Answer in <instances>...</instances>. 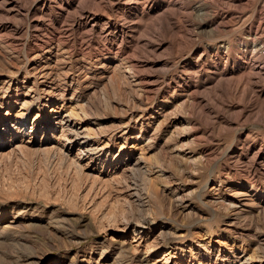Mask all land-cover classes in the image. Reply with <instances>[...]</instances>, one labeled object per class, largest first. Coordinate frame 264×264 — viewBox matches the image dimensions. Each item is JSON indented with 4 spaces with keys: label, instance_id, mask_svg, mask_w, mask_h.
Here are the masks:
<instances>
[{
    "label": "rangeland",
    "instance_id": "rangeland-1",
    "mask_svg": "<svg viewBox=\"0 0 264 264\" xmlns=\"http://www.w3.org/2000/svg\"><path fill=\"white\" fill-rule=\"evenodd\" d=\"M255 5L0 0V117L14 119L23 110L33 122L52 106L76 107L110 158L143 146L136 153L146 154L157 194L151 232H144L167 228L162 219L184 234L198 222L181 241L154 249L148 264L191 261V246L196 253L211 227L215 258L234 250L264 256V193L252 189L264 191V81L238 67L235 49L221 47L243 41L251 27L256 32ZM212 19L228 25L201 28ZM119 61L137 68L128 83L114 80ZM28 135L0 140V264H27L31 255L33 264H141L146 249L133 254L134 226L120 225L138 217L136 209L125 211L122 198L127 183L143 190L141 174L102 167L85 154L86 169L78 172L70 164L78 147L62 158L49 149L56 144L52 133ZM18 144L24 147L13 150ZM213 189L219 193L210 195Z\"/></svg>",
    "mask_w": 264,
    "mask_h": 264
},
{
    "label": "bare ground",
    "instance_id": "bare-ground-1",
    "mask_svg": "<svg viewBox=\"0 0 264 264\" xmlns=\"http://www.w3.org/2000/svg\"><path fill=\"white\" fill-rule=\"evenodd\" d=\"M89 1L91 2V0ZM234 1L237 4L241 0H234ZM254 1H256L257 5L259 3L258 9L260 8L259 11H260V16H261L260 18L261 21H260L259 28L256 30V32H254L255 29L251 27L249 28V30H247L246 37L244 38L243 41L235 45L229 44V45H224L221 47L223 48L226 47L227 50L235 49V51L238 52V55L235 56L234 62L238 65V67L243 69L245 73H247L251 77V79L264 81V38L261 37L263 35L260 36V33H259L260 32L259 29L264 28V0H254ZM257 5H255L256 8H257ZM256 11H255V14H256ZM227 25L228 24L226 23L225 20H221V22L217 25V21L215 19H212L210 21H206L202 23L201 28L206 29V30L208 28L209 29L213 28L216 31H219L223 26H227ZM219 48L216 47V50L218 51L217 52L218 58L219 60H222L223 56ZM136 69L137 68L135 64L133 65V63L131 62H126V63L123 62L122 64L120 62V64L116 65V67L114 68L115 72L117 73L116 76H113V77H116L114 80H117L116 81L117 83H119L122 80H125L126 83H128L129 78L132 77L133 79L134 77H136V73H137ZM42 73H44L42 74V77L47 76V73H45V71ZM115 89H118V88L115 87ZM165 108L166 110L168 109L167 104L162 106V110H165ZM81 111L83 112V110ZM25 112L26 111L21 110L15 116L14 119L10 118L9 114L6 115L5 117H0V140L1 141L4 140L6 142L7 139L10 138L11 139L10 141L13 142L14 139L19 136V134H24V132L25 134H29V135H33L34 133L35 134L37 133L38 135H43L46 137L48 134L52 133L55 136V142L57 145L56 144L52 145V147L49 149H54L56 151L58 149V151L60 152L59 154L62 156V158L69 157L68 153H70L71 149L76 148V147L79 148L78 155L75 158H72L70 160L71 166L74 169H76L78 172L85 171L86 165L83 164L82 158H85L87 156L88 159L92 161L94 159H99L98 160L100 162L99 165L100 166L102 165V167L107 165L109 167L117 169V167L121 165L120 170H122L123 173H129L130 175L141 174L142 180H143L142 181L143 190H140L136 182H133L131 184L127 183L128 184L127 188L129 189V191H128L127 196L124 199L122 198V205L124 206L125 211L132 212L134 211V209H136L135 211L138 212V217L135 220L126 219L124 223L121 222L120 224L122 226V230L129 228L130 225L134 226V228L132 229L131 236H133V240H134L133 242H137V243L131 244V249L133 251V254L135 256L141 254L142 247H145L146 249L145 258H144V253H143V256L142 255L140 256L141 264H144V263L148 264L150 262V257H151L150 253H152L154 249L155 250L162 249L163 246H165L169 242V240H172V239L181 241V239L187 236L189 229L193 228L194 226H197L196 224H198V222L195 224L189 225V227L187 226L188 229L186 233L184 234L183 232L180 231L182 229L180 228V226H178L179 224L175 225L174 221H171V220L165 221L162 219V221H164L163 223L168 224V227L167 228L160 227L156 235L155 234L152 235L150 233L151 224H150L149 219L151 218L150 214L153 212L151 210L152 209L151 203H152V199L157 198V194L156 192L152 190V187L150 185L152 182V179L150 177L152 173V169L149 167V165H145L146 163H148L146 159V154L144 155L143 154L144 152L136 153L137 150L143 146L133 147L130 151L127 152L126 155H117V156L115 155L116 157L112 159L110 158V156L107 155L108 153H106V149L104 147L105 145L101 146L100 144H98V141H96L97 137H95L94 134L91 132V129L85 125V121L83 119V116L85 115L82 116V114L79 112V110L76 107H73L71 111H62L60 107L52 106V109L49 111L48 115L44 116V118L40 120H38V117L40 118V116H37L36 118L37 120L35 119L33 122L30 121L29 115ZM181 122H184V121H181ZM28 123L30 124L29 126H27ZM17 132H19V134H17ZM60 140H63L65 144L63 143L64 144L63 145ZM5 142L3 143L4 144L3 147L6 145ZM22 144L16 145L15 149L13 150H16V149L19 150V148L24 147V145ZM41 148H42V145H41ZM122 148L119 150L120 154L123 151ZM49 149H46V150H49ZM42 150H45V149H42ZM84 154H85V157H84ZM214 189L218 190L215 187ZM214 189L211 191L210 195L218 192L217 191L213 193ZM252 189L254 191L256 190V191H259V192L261 191L264 193L263 190H259V188L258 189L254 188V186ZM172 194H173V198L175 199V195H176L175 191ZM237 196L241 197L242 195L240 196V194H238ZM246 196H249V195H246ZM176 201H179V200L176 199ZM182 206L183 205H181V207ZM188 208L189 206L184 207L185 210H187ZM114 216L118 217L117 215H114ZM104 218H107V216L105 215L103 219ZM109 218H113V216L111 215L109 216ZM158 221L159 220H156L154 221V223ZM50 223L51 221L48 222V224ZM52 226L56 231L61 232V229H60L61 226H58V224H54ZM148 227L150 228V232H144L143 230ZM211 229L212 227L208 229L207 231H205L204 238L199 240V249L196 253H194V250L192 249V246H191L190 253H191L192 260L188 261L185 258L186 256H184L178 259L177 263L179 264H260V262L264 259V256L261 257L260 255H258L256 250L254 251L252 255H249L248 253H246L245 250L243 252L234 250L230 253H225L222 255L218 254L215 258L213 251L211 250V247H210V243L213 237V233ZM152 237H153V240L150 241ZM164 254L168 255L167 252ZM36 258L37 257H35V255H31L29 258L26 259V263L33 264ZM88 263L89 262H87V264ZM57 264H64V262L59 261ZM70 264H75L74 260L70 261Z\"/></svg>",
    "mask_w": 264,
    "mask_h": 264
}]
</instances>
